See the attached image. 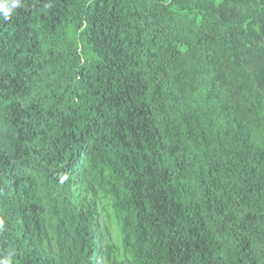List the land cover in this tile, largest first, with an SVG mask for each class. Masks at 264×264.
I'll return each instance as SVG.
<instances>
[{"label": "trees", "instance_id": "trees-1", "mask_svg": "<svg viewBox=\"0 0 264 264\" xmlns=\"http://www.w3.org/2000/svg\"><path fill=\"white\" fill-rule=\"evenodd\" d=\"M0 219L11 264H264V0H21Z\"/></svg>", "mask_w": 264, "mask_h": 264}, {"label": "clouds", "instance_id": "clouds-1", "mask_svg": "<svg viewBox=\"0 0 264 264\" xmlns=\"http://www.w3.org/2000/svg\"><path fill=\"white\" fill-rule=\"evenodd\" d=\"M19 7H21V0H0V18L8 21ZM46 7L48 6L46 5ZM3 227L4 221L0 219V230H3ZM0 264H11V262L3 261Z\"/></svg>", "mask_w": 264, "mask_h": 264}]
</instances>
